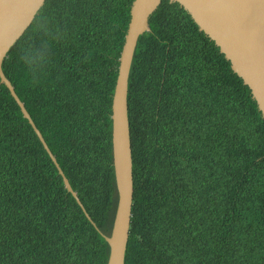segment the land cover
Masks as SVG:
<instances>
[{
  "label": "trees",
  "instance_id": "16d2710c",
  "mask_svg": "<svg viewBox=\"0 0 264 264\" xmlns=\"http://www.w3.org/2000/svg\"><path fill=\"white\" fill-rule=\"evenodd\" d=\"M132 2L45 0L7 52L5 76L95 225L0 84V264H107L118 202L111 105ZM149 27L128 79L124 262L264 264L257 102L178 2L161 0Z\"/></svg>",
  "mask_w": 264,
  "mask_h": 264
},
{
  "label": "water",
  "instance_id": "95a60500",
  "mask_svg": "<svg viewBox=\"0 0 264 264\" xmlns=\"http://www.w3.org/2000/svg\"><path fill=\"white\" fill-rule=\"evenodd\" d=\"M178 2L225 58L232 70L247 85L264 118V0H170ZM45 0H0V84H5L29 120L44 148L56 165L63 183L85 211L77 193L61 170L42 133L35 126L24 103L2 70V62L11 46L32 23ZM161 0H133L130 21L119 57L118 74L112 96V152L118 202L110 236L107 264H125L133 205V162L128 119V79L136 44L149 31V18ZM95 225V223L92 221Z\"/></svg>",
  "mask_w": 264,
  "mask_h": 264
},
{
  "label": "flooded vegetation",
  "instance_id": "af4514ba",
  "mask_svg": "<svg viewBox=\"0 0 264 264\" xmlns=\"http://www.w3.org/2000/svg\"><path fill=\"white\" fill-rule=\"evenodd\" d=\"M32 119V118H31ZM33 121V120H32ZM28 122H29V120H28ZM34 122V121H33ZM29 124H30V122H29ZM35 124V123H34ZM31 125V124H30ZM32 126V125H31ZM36 126V125H35ZM33 128V127H32ZM34 129V128H33ZM27 155L28 156H30V150L27 152ZM32 167H33V165H31V164H28V168L29 169H32Z\"/></svg>",
  "mask_w": 264,
  "mask_h": 264
}]
</instances>
